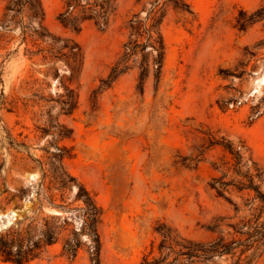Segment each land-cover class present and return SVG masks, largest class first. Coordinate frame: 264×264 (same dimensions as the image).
Segmentation results:
<instances>
[{"label":"rangeland","instance_id":"rangeland-1","mask_svg":"<svg viewBox=\"0 0 264 264\" xmlns=\"http://www.w3.org/2000/svg\"><path fill=\"white\" fill-rule=\"evenodd\" d=\"M8 1L0 0V21ZM154 1L118 0L106 27L85 21L75 30L59 20L66 0H41L49 33L43 39L27 13L18 24L0 25V232L51 214L38 160L46 162L56 145L66 149L67 170L102 209L100 264L158 257L162 225L206 242L221 230L230 239L228 223L259 213L254 190L229 185L219 195L212 184L221 177L248 183L245 177L254 175L264 193V84L257 88L254 81L264 75V0H184V10L167 2L158 15L165 44L160 78L152 66L140 80L138 54L110 82L130 21L138 14L150 25ZM65 40L81 48L76 64L60 54ZM57 123L67 137L57 136ZM76 191L74 185L67 195L71 202ZM67 214L71 231L80 230L79 212ZM236 259L215 257L209 264ZM28 264L93 263L85 244L74 259L58 244ZM252 264H264V254Z\"/></svg>","mask_w":264,"mask_h":264},{"label":"trees","instance_id":"trees-1","mask_svg":"<svg viewBox=\"0 0 264 264\" xmlns=\"http://www.w3.org/2000/svg\"><path fill=\"white\" fill-rule=\"evenodd\" d=\"M117 2L118 0H66L65 11L59 15V20L65 26L71 25L75 30H80L85 21H93L98 27L103 28L109 24L111 16L117 10ZM167 2L172 3L177 9L189 8L184 0H166L163 4L160 0H155L147 15V21L151 20L150 25L144 23L136 14L130 21L132 31L128 42L125 43L124 54L109 75L110 82L125 73L129 69V61L138 54H141V60L134 61L139 63L141 69L140 80L145 81L152 66L156 79L160 78L165 58V44L159 28L158 15ZM24 13H27L31 23L38 21V27H33L34 35L41 39L45 38L49 33L43 24L45 12L41 0H9L0 25L20 23L21 21H17L16 18ZM143 38L145 42H142ZM70 42L65 40L66 45L63 49L67 51L60 54L69 64H76L81 57V48L76 43L70 44ZM147 47L150 49L147 50ZM64 128L57 123L58 137L68 136L63 131ZM56 148L57 151L52 152L46 162L38 160V163L41 172L40 187L45 189L46 203L49 207L59 210L60 214H45L32 218L27 223L25 222L27 219L24 218L17 225L0 232V259L5 262L28 264L41 259L58 244L61 245L62 255L74 259L79 249L85 244L91 262L100 264L101 238L98 227L102 218V209L91 192L67 170L64 163L66 149L58 145ZM228 148L237 158L236 165H241V154L233 152L231 144ZM237 172L240 173V171ZM257 176L260 177L259 172ZM223 178H214L212 184L219 195H223V191L229 185L236 186L239 191L254 190L256 198L261 203L258 208L259 213L249 220L242 219L235 224L228 223V226L234 230V233H228L231 236L230 239L221 230L219 237L206 242L183 237L173 228L162 225L158 228L162 237L158 246L160 255L152 259L150 255H145L138 264H209L215 257L226 260L229 257L231 259L237 257L232 264H252L257 253L258 257L264 254V220L261 221L264 212V193L255 184V176L247 175L245 178L248 183L244 181L235 183L233 180L227 182L223 181ZM74 185L77 186V191L71 202L67 195L73 191ZM18 192L22 198L25 189L21 188ZM76 202H79V206L72 208L71 206ZM43 209L44 202H41L40 211L43 212ZM71 209L79 212L82 218L80 230L73 228L71 231V220L67 214ZM216 228L221 229L222 223L216 225ZM82 236L86 238L84 242ZM249 252L251 254H248Z\"/></svg>","mask_w":264,"mask_h":264},{"label":"water","instance_id":"water-1","mask_svg":"<svg viewBox=\"0 0 264 264\" xmlns=\"http://www.w3.org/2000/svg\"><path fill=\"white\" fill-rule=\"evenodd\" d=\"M36 175H37L36 173L28 174V175L26 176V179H27L29 182H32V181L34 180V178H35ZM49 212H50L51 214H60V211H59V210H55V209L49 210ZM11 215H13V212H12ZM11 215H10V216H11ZM0 222H1V225H0V227H1L2 225H4V220H2V221H0Z\"/></svg>","mask_w":264,"mask_h":264},{"label":"bare ground","instance_id":"bare-ground-1","mask_svg":"<svg viewBox=\"0 0 264 264\" xmlns=\"http://www.w3.org/2000/svg\"><path fill=\"white\" fill-rule=\"evenodd\" d=\"M255 84H257V88L264 84V75L254 80ZM256 88V89H257Z\"/></svg>","mask_w":264,"mask_h":264}]
</instances>
